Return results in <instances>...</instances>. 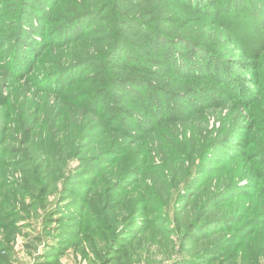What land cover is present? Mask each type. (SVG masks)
I'll use <instances>...</instances> for the list:
<instances>
[{"label": "rangeland", "instance_id": "obj_1", "mask_svg": "<svg viewBox=\"0 0 264 264\" xmlns=\"http://www.w3.org/2000/svg\"><path fill=\"white\" fill-rule=\"evenodd\" d=\"M22 1L0 0V264H264V0H56L51 24ZM168 35L206 47L200 77Z\"/></svg>", "mask_w": 264, "mask_h": 264}, {"label": "trees", "instance_id": "obj_2", "mask_svg": "<svg viewBox=\"0 0 264 264\" xmlns=\"http://www.w3.org/2000/svg\"><path fill=\"white\" fill-rule=\"evenodd\" d=\"M190 1H198L199 2V0H186L187 3H189ZM225 1H224L225 3L222 6V7H225V9H223V11L225 13H228V14L232 15L233 17H236L238 14L237 13L232 14L230 10L233 7L241 6V5L245 4V0L244 1L243 0H236L235 2H234V0H225ZM51 2H56V0H48V2H45V0H33L32 2L30 1V2H27L26 4L31 8V13L37 15V16L34 15V16H36L37 20H39V21H41V23H43L47 19L48 24H51V22H50V21H52V19L50 17L51 16L50 11L52 9V5H51L52 3ZM20 3L24 4L25 1L20 0ZM231 3H233V6H229V4H231ZM248 4H251V6H253L255 9H257L256 8L257 7V4L254 1H251L250 0V2H248ZM209 7L212 8L211 6H209ZM226 9H228V10H226ZM214 13H215V11H214ZM216 13H218V12L216 11ZM17 14H19V12ZM255 14H260V13H255ZM261 18H262L263 24L260 23L259 25H255V27L252 29V33L258 34L259 36H261L259 40H260V42H263L264 41V15H261ZM16 21H17V23H19L20 18L18 17ZM21 21H24V19H21ZM14 22L15 21H12V23H14ZM80 22H82V20L81 19H77V18L73 22H71V21L64 22V25H61L59 32L56 33V38L50 37L51 40L53 42L63 41L66 38H68L67 36H69V32L72 31V30H75L77 32L76 33L77 35H73V37H72L73 39H74V37L81 36L80 33H81L83 27H82V29H81V27H79V23ZM17 23H16V25H17ZM49 32L50 33L51 32H54V30H52V31L49 30ZM16 33H17V31H16ZM26 33L19 32V37L18 36H10L9 37V39H10V45H11V40L13 38H15L14 40H16V38H18V40H19L18 42L24 44L26 42V39H27ZM61 34H62V36H61ZM156 35L157 34H155V36ZM57 37H59V39ZM164 40H167V41H164ZM158 42H161L163 44L164 43H167V44H165V48H162L158 44ZM195 42H196V44L195 45H192V47H191V49H192L191 56L192 57L191 58L190 57L187 58V56L185 55V53H183V51L181 50V47H184V43L181 44V45L180 44L178 45L177 44V40L174 37H171V36L169 37V35H168V36H163L161 39H158V40L155 39L154 40L155 47L157 46L159 48H162V50H161L162 52L161 53L163 54V57L166 59V61H167V63L169 65L174 66V68L176 69V71L178 70V72H185L186 73L187 70H190V71L194 72L193 73V76L200 77V74H203V73H201L200 71H195V70H198V69L197 68H194L193 64L191 65L193 69L189 68L188 66H190V63L189 64L186 63L188 60H190V61L193 60V59L196 60L197 58L203 59L205 57V55H201L202 52H200V53H198V52L200 51V47L201 48L204 47V49L206 47L204 45H199L200 47L199 46L197 47V41H195ZM255 48H257V47H255ZM131 51L132 50H128L127 49V50H125L123 52V54H122L123 61H127L130 58L132 59V52ZM173 55L175 56V58L172 57ZM135 60H136L135 61L136 63L135 64L133 63L132 66L133 67H136V68H137V64L139 66H141V64L137 63V58H135ZM155 91L157 93L161 92L159 90H155ZM184 93L185 92H182L181 94H184ZM165 95H167L166 92H165ZM189 96H190V94H189ZM157 98L158 97H157V94H156V99L154 100L153 106H152L153 108L156 106L155 107L156 111L159 110L158 109L159 105L157 104V102H158L157 101ZM161 110H162V107H161Z\"/></svg>", "mask_w": 264, "mask_h": 264}]
</instances>
